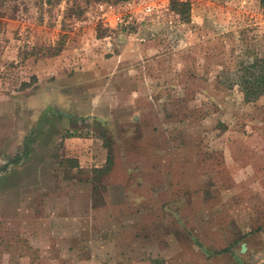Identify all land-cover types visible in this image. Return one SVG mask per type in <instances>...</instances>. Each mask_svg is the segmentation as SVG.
Segmentation results:
<instances>
[{
	"label": "rangeland",
	"instance_id": "obj_1",
	"mask_svg": "<svg viewBox=\"0 0 264 264\" xmlns=\"http://www.w3.org/2000/svg\"><path fill=\"white\" fill-rule=\"evenodd\" d=\"M126 1L0 0V264H264L261 1Z\"/></svg>",
	"mask_w": 264,
	"mask_h": 264
},
{
	"label": "trees",
	"instance_id": "obj_2",
	"mask_svg": "<svg viewBox=\"0 0 264 264\" xmlns=\"http://www.w3.org/2000/svg\"><path fill=\"white\" fill-rule=\"evenodd\" d=\"M261 7L264 8V0H260ZM176 8L183 7L188 10V4L175 2ZM59 52V51H58ZM236 79L228 81L229 87L237 86L242 93V100L247 103L256 101L264 93V57L257 55L249 58L247 62H240L236 66ZM110 168V159L107 161L106 167L102 170H95L96 173L108 171Z\"/></svg>",
	"mask_w": 264,
	"mask_h": 264
},
{
	"label": "built area",
	"instance_id": "obj_3",
	"mask_svg": "<svg viewBox=\"0 0 264 264\" xmlns=\"http://www.w3.org/2000/svg\"><path fill=\"white\" fill-rule=\"evenodd\" d=\"M166 10L163 0H127L117 9L115 20L125 31H129L130 26L141 24Z\"/></svg>",
	"mask_w": 264,
	"mask_h": 264
},
{
	"label": "water",
	"instance_id": "obj_4",
	"mask_svg": "<svg viewBox=\"0 0 264 264\" xmlns=\"http://www.w3.org/2000/svg\"><path fill=\"white\" fill-rule=\"evenodd\" d=\"M242 250H244V246H242Z\"/></svg>",
	"mask_w": 264,
	"mask_h": 264
}]
</instances>
